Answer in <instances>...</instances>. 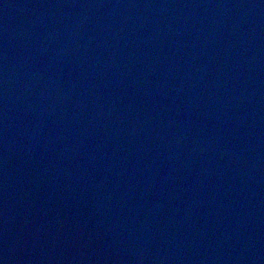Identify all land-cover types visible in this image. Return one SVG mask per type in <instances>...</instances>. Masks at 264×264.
Instances as JSON below:
<instances>
[{
  "label": "water",
  "instance_id": "1",
  "mask_svg": "<svg viewBox=\"0 0 264 264\" xmlns=\"http://www.w3.org/2000/svg\"><path fill=\"white\" fill-rule=\"evenodd\" d=\"M0 264H264V0H0Z\"/></svg>",
  "mask_w": 264,
  "mask_h": 264
}]
</instances>
